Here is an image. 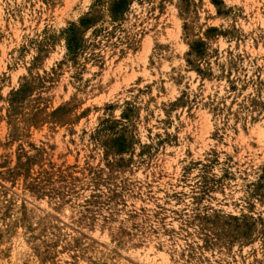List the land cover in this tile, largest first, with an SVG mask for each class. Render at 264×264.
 <instances>
[{"label":"rangeland","instance_id":"1","mask_svg":"<svg viewBox=\"0 0 264 264\" xmlns=\"http://www.w3.org/2000/svg\"><path fill=\"white\" fill-rule=\"evenodd\" d=\"M0 264H264V0H0Z\"/></svg>","mask_w":264,"mask_h":264}]
</instances>
